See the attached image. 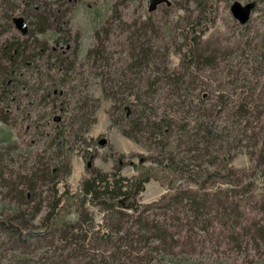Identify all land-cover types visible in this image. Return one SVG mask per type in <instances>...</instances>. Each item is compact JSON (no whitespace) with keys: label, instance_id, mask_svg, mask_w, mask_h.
<instances>
[{"label":"rangeland","instance_id":"rangeland-1","mask_svg":"<svg viewBox=\"0 0 264 264\" xmlns=\"http://www.w3.org/2000/svg\"><path fill=\"white\" fill-rule=\"evenodd\" d=\"M53 1L62 5L63 11L71 9L68 13L70 22L65 31L72 29V34L68 31L72 36L69 39L72 38L73 44L77 43V40L79 42L77 62L71 55L69 58L73 64H69L65 71L62 69L63 72L55 70V59L49 58L52 57L49 55H54V51L46 48V54L43 53L44 43H47L48 47L55 45V40L61 35L55 29H63V26H51L45 33L38 32L37 27L32 25L33 14L22 0H15L18 6L13 16H23L29 30L33 31L32 35H23L15 22L11 24L6 15L0 16V43L7 39L28 40L30 48L27 53L36 57L33 66L22 65L21 73L25 79L22 85L26 86L23 88L20 83L19 91L8 92L10 84L8 83L7 88L0 76V109L4 113L8 112L4 98L12 97L6 94L13 97L18 95V99L11 103L9 121L4 123L0 120V152L7 149L4 163L13 169L14 174L10 175L5 170L7 174L3 177H11L14 183H20V176L26 174L28 168L36 162L50 160V153L54 149L51 147L50 134L57 131L53 116L63 110L56 108L53 97L44 96L45 92L41 88L51 84L47 75L53 74L62 85L66 102L63 114L67 122L59 129L64 128V138L70 139L69 145L74 148L71 156L72 172L65 175L66 169L63 168L59 173V180L37 181L36 203L42 202L43 210L33 220L34 228H31V233L34 235L26 236L25 240L20 242L1 235L0 264H264V163H258L262 161L258 154L261 145L259 148L254 146L256 137L253 136V133L261 132L259 129L264 123V112L261 114L264 109V0H217L218 11L212 19L213 22H209V27L202 34L203 59L192 68L188 80L190 86L186 89L163 81L158 92L152 96L153 107H158V114L173 116L177 125L188 122L191 129H195L197 123L205 121L208 116V110L202 108L208 105L211 109L212 103L218 100L220 94H224L225 99L228 98V106L223 111L218 112L215 106L212 119L219 124V128H225L224 133L232 136L229 141L234 158L230 167L236 171L232 178H210L206 182L207 185L181 181L174 171L148 159L157 157L159 149L155 145L141 136L139 141H135L123 135L112 124L110 109L113 102L103 93L101 76V73L109 71L111 67H106L107 60L95 63L97 56L89 53L98 43L102 45L105 41L104 45L108 46L105 49L108 51L107 59L113 65L110 71L117 70L119 75V68L127 65L131 39L135 40L140 31L146 30V42L150 41V45L168 55L170 68L181 70V59L185 53L183 51L189 46V39L187 42L185 36L191 37L192 24L198 22L199 4L193 0H172L168 3L160 1L156 4V9L152 10L151 0L50 2ZM234 3L251 7L247 24H242L241 18L234 15ZM65 19L67 20V16ZM96 30L100 33L96 34ZM146 42L143 44L147 45ZM103 48L104 46H101V49ZM159 75L163 77V73L157 72H154L152 77ZM20 77L13 86L19 84L22 79ZM82 96L90 97L91 107L95 103L92 99L100 101L95 113L96 122L83 133L81 122L74 120L75 136H66L70 131L68 124L77 111L80 115H87L83 121L85 124L90 118V107L87 106V111L80 109ZM191 101L194 107L186 105V102ZM183 102L184 107L181 106ZM244 102L250 103L251 107L247 116L236 113L239 109L237 106ZM119 111L121 113L120 109L116 110ZM240 125L242 130H239ZM177 130L179 131V128H176L175 132ZM259 136L262 138L264 134L260 133ZM175 138L176 134L171 137L170 142L175 141ZM173 145L176 147L177 143L174 142ZM220 145L217 142L211 148L210 158L214 157L215 164H205L210 171L222 169L224 149ZM186 149L188 145L184 144L179 150L175 148V152L185 153ZM87 152L88 157L84 158L83 154ZM252 152L255 153L253 156ZM119 155L125 156L123 175L147 177L139 199L142 204H152L144 214L150 222L158 221L162 224L164 220H168V223H171L168 225L171 235L167 243L143 239V242L133 248L130 245L127 247L123 245L125 241L119 244V236H124L126 231L111 232L112 235L108 239L105 233L109 230L108 225L113 222L110 212L102 211L91 202L82 204L81 182L85 177L86 167L96 165L111 171L114 166L113 158ZM39 166L41 164L37 165ZM220 172L225 174L224 171ZM229 179L235 184H230ZM68 186L69 193L62 198L53 216H64L65 220L76 222L83 208L88 209L90 215L95 216V234L91 235L88 243H84V247L71 246L69 241L56 235L35 233L41 231L39 227L47 226L43 218L50 211V205L55 203ZM185 187L196 189L200 194L222 192L219 196H225L229 191V194L233 195V201L238 204L239 214L234 212L229 218L212 213L200 219L190 210H183L185 213H191L188 217L178 210L168 209L169 198L179 188ZM55 189L59 190L58 194ZM13 194L10 187L0 184V209L16 206L15 199H18V196ZM164 196L166 198L162 201ZM176 216L182 217V220H178ZM124 227L133 231L137 229L133 221L124 224ZM120 251H125L121 253L122 256Z\"/></svg>","mask_w":264,"mask_h":264},{"label":"trees","instance_id":"trees-1","mask_svg":"<svg viewBox=\"0 0 264 264\" xmlns=\"http://www.w3.org/2000/svg\"><path fill=\"white\" fill-rule=\"evenodd\" d=\"M22 1L25 3V7L29 8V11L32 12L34 18L32 25L37 27L36 29L38 32L45 33L51 26H63V29H55L57 33L61 34L60 37L55 40V45L48 47L49 45L44 43L43 53L46 54V48L54 51V55L51 53L52 55L49 56L52 57H48L55 59V70L63 72L62 69H64L65 71L69 64H71L70 66L73 64V61L70 59L72 56L75 62H77L79 45L78 40L77 43L73 44L72 38L69 39V37L72 36L69 35L68 31L72 34V29L66 28L68 31H65L66 25H69L70 22L68 20V13L69 11L71 12V9L68 8L63 11L62 5L56 4L54 1L50 2L52 0ZM160 1L168 3L172 0H151L153 6L151 7L152 10L156 9L155 6ZM193 1L199 4L200 15L197 24H192L191 37L189 35L187 37L185 36L187 42L189 39V46L187 50L183 51L185 53L181 59V70L170 68L168 55L163 54L160 49H156L153 45H150V41L146 42L148 39L146 30L140 31L138 35L135 36V40L131 39L128 50L129 57L126 61L127 65L124 68H119V75L117 74V70H114L115 72L110 71L113 69V65L107 59L108 55L106 53H108V51L106 52L105 49L106 47L108 48V46L104 45L105 41L102 45L98 43V45H96L97 47L90 50L89 53L94 57L97 56V59L95 58L94 60L95 63H98L100 60H107L108 62H105L106 67H111L109 71L101 73V76L103 93L113 102L110 109L112 124L116 126L123 135L135 141H139V136H141L155 145L156 148L159 149V153L157 157H149L148 159L171 169L180 176L181 181L204 185L208 182V179L215 176L232 178L236 171L230 167L231 160L234 158V155L231 153L232 147L229 141L232 136L224 133L223 130L225 128H219V124L217 125L216 121L212 119L215 106L218 112L223 111L228 106V98L225 99L226 96L220 94L218 100L212 103L211 109H209L208 105L202 108L208 110V116L205 117V121L198 122L197 126L194 127L195 129H191V124L188 122L177 125L173 116L168 117L167 115L158 114V107L154 108L152 103V96L158 92L163 81L169 84L172 83L176 87L181 86L187 89L188 86H190L188 80L192 74L194 64H199V60L203 59L202 50L204 49H202V34L207 30L209 22L212 21L218 11V1ZM198 1L200 3H198ZM17 6L15 0H0V10H2L0 16L3 17L6 15L7 19H9L12 24L15 19L13 13ZM232 10L236 17L238 16L241 18L242 24H247L249 22V16L251 14L250 6H242L240 3H234ZM66 16L67 20L65 19ZM203 16L204 18L202 19ZM32 32V30H29L27 35H32ZM99 33V30H96V34ZM63 34L65 35L63 36ZM24 40L10 41L7 39L0 43V76L7 88L8 83L10 84L8 92L10 90H12V92L16 90L19 91L20 83L22 85V82L25 81L23 73H21L22 65L33 66L36 60L34 55L31 56L27 53L30 44H28V40ZM143 41L146 42L147 45L143 44ZM101 46H104V48L101 49ZM100 52L102 54H100ZM101 65L102 64H100V67ZM154 72L163 73V77L160 75L152 77ZM19 76H21L20 78L23 80L20 79L19 84L13 86L14 82L18 81ZM47 78L51 80V84L41 88L45 92L44 96L48 95L53 97L54 106L63 110L61 113L59 112L60 114L53 116L54 127L57 131L50 134L51 147L54 148L49 157L52 161L36 162L31 168H28L26 174L20 176V183H14L15 181L11 177L9 179L3 177L4 174H7L4 172L5 170H7L10 175L14 174L13 169L9 167L8 164L6 165L4 163L7 149H3L4 151L2 150V153L0 152V184L10 187L15 196H18V199H15L17 201L14 208L10 209L3 207L0 209V236L3 235L16 242L24 241L26 236L34 235V233H31V228H34L33 220H35L43 210L42 202L36 203L38 194L36 192V185L39 180H59L61 177L59 173L63 168L66 169L65 175H69L72 172L71 156L74 148L69 145L70 139L64 138V128L59 129L64 122H67V119L64 120L65 116L63 114L65 112L64 107H66V102L61 87L62 85L59 84L58 77L53 74H48ZM24 85L26 86V84ZM24 85L21 87L24 88ZM6 95L12 97L10 99L9 97L4 98L6 110L8 112L4 113L0 109L2 112L0 120L4 123H7L10 119L11 103L18 99V95L17 97H13L11 94ZM89 98L88 96H82L80 99L81 105L79 106L81 110L83 109L86 111L88 109L87 106L90 107L91 111L88 115L90 118L85 124L83 121L87 115L85 113L80 115L79 111H77L75 117L73 116L72 121H70L71 123L69 122L68 124L70 126V131L68 133L69 135L66 136H75L76 130L73 129L74 120L76 122H81V130L83 133L88 130L91 124L96 122L97 118L95 113L100 105V101L96 98H91L95 101L94 105L91 107L89 105ZM186 103V105L195 106L193 105V101ZM183 105L184 102L181 106ZM238 107L239 109L236 111L237 114L243 116L249 115L251 111L250 103L244 102L238 105L237 108ZM118 109L121 110V113L120 111L116 112ZM262 112H264V109L261 110V114ZM176 128H179V131L177 130L175 132ZM239 130H242L241 125ZM259 131L261 132L253 133V136L256 137L254 146H258L259 148V145H261L258 154L262 157V161H258V163H264V136L262 138L259 136L260 133L264 134V123L261 125ZM133 132L141 135L134 134ZM174 134H176L175 141L170 142ZM82 139L86 141L84 137H82ZM174 142L177 143L176 147L173 145ZM217 142H219V144H221L220 146L224 149V162L222 169L210 171L205 164H215V161H213L214 157H212V159L210 157L212 155L211 148L217 144ZM184 144L188 145V149H186L185 153L181 151L175 152V148L179 150ZM88 154L89 152L84 153L83 157L87 158ZM187 154L189 155L186 156ZM253 154L255 153L252 152L251 155L253 156ZM124 157V155H119L113 158L114 166L111 171L103 170L96 165L86 167V174L81 182V192L83 196L82 204L91 202L99 206L102 211L110 212L109 214L113 222L108 225L109 230L105 233L108 239H110L112 235L111 232L120 233L126 231L124 236H119V244L125 241L126 243L123 245L127 247L130 245L133 248L134 245L141 243L143 239V241L151 239L165 244L171 235L168 229V225L171 223H168V220H164L162 224L158 221L150 222L148 216L144 215L147 212V207L152 204H142L139 196L144 190L145 182H147L148 179L147 177H128L123 175L122 170L126 164ZM40 164L41 166L37 167V165ZM220 170L224 171L225 174L221 173ZM229 182L230 184H235L231 180ZM202 187L204 188V186ZM58 191V189H55L56 194H58ZM68 193L69 186L57 198L52 206H48L49 209H51L43 218L47 226L39 227L41 231H35V233L36 235H56L61 237L62 240L69 241L71 246L84 247V243H88L91 235L95 234L93 231L95 228V216L90 215L86 208H83L76 222L67 221L64 219V216H53L62 198ZM200 193L201 192L198 190L190 187L179 188L177 192L169 198L167 207L168 209L173 208L176 211L178 210L180 213H185L183 210L193 211V215L195 214V216L200 219L209 214L212 215V213L229 218L234 212L239 214L237 211L238 204L233 201V195L231 196L229 191L226 192L225 196L220 195L221 197L219 193L222 192L219 191L213 193L205 192L204 194ZM233 194L235 195V192H233ZM165 198L166 196L162 198V201ZM185 214V216H191V213ZM176 217L178 220H182V217ZM132 221L134 226L137 227L136 231L124 227V224ZM118 248L120 249L121 247L119 246ZM122 252L125 251H120V254Z\"/></svg>","mask_w":264,"mask_h":264},{"label":"water","instance_id":"water-1","mask_svg":"<svg viewBox=\"0 0 264 264\" xmlns=\"http://www.w3.org/2000/svg\"><path fill=\"white\" fill-rule=\"evenodd\" d=\"M15 25L22 34H27L29 32V26L26 19L23 16H16L14 19Z\"/></svg>","mask_w":264,"mask_h":264}]
</instances>
